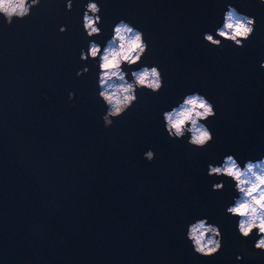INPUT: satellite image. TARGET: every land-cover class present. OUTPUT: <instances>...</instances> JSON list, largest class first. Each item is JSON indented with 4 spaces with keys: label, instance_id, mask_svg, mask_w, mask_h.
<instances>
[{
    "label": "water",
    "instance_id": "obj_1",
    "mask_svg": "<svg viewBox=\"0 0 264 264\" xmlns=\"http://www.w3.org/2000/svg\"><path fill=\"white\" fill-rule=\"evenodd\" d=\"M98 2L97 42L120 19L140 28L149 43L144 61L160 67L164 89L138 93L106 129L98 68L79 59L88 46L82 3L68 12L63 0H42L25 21L0 22V264H264V253L251 251L258 237L243 241L226 214L233 183L208 175L227 155L241 166L264 156V5L235 4L256 17L255 34L242 48L221 50L203 33L222 24L231 0ZM85 66L89 73L77 78ZM191 92L217 112L207 122L214 142L202 151L163 127L162 113ZM149 149L151 163L143 158ZM221 180L225 188L213 191ZM205 216L223 235L213 258L186 241L189 218Z\"/></svg>",
    "mask_w": 264,
    "mask_h": 264
},
{
    "label": "clouds",
    "instance_id": "obj_2",
    "mask_svg": "<svg viewBox=\"0 0 264 264\" xmlns=\"http://www.w3.org/2000/svg\"><path fill=\"white\" fill-rule=\"evenodd\" d=\"M58 2V0H52ZM231 0L225 4L223 22L215 32H204L203 41L211 47L223 50L225 43L236 48L244 47L255 34L256 17L240 11ZM66 11L71 12L76 4L82 3L83 32L88 38L87 48L80 49L79 59L87 65L89 59L93 67L98 68V97L106 107L102 115L104 128L113 126L116 119L124 116L139 101L138 93L149 92L158 95L164 89V75L157 64L149 66L144 57L149 50L145 33L127 20L120 19L112 27V35L101 45L97 37L102 36L100 25L102 7L98 0H63ZM264 5V0H258ZM42 0H0V22L11 27L16 22L30 18L32 10L39 8ZM67 31L66 25L59 27V33ZM136 65V68H132ZM264 68V61L260 63ZM90 71L88 66L79 69L76 77H82ZM130 77V78H129ZM75 92L68 93L71 107H75ZM47 98V95L45 94ZM217 115L214 104L199 92L187 93L170 110L162 113L163 127L168 138L173 141H184L194 151H202L214 142V134L208 121ZM143 158L151 163L155 152L149 149ZM208 175L230 179L233 190L237 193L226 207V214L235 219L236 230L241 239L247 242L253 235L258 237L252 252L264 253V156L258 160L248 159L243 166L233 155H227L218 164L208 165ZM224 180L212 185L213 191L223 190ZM223 235L218 224L210 223L205 216L190 217L186 224V241L192 251L202 258H213L222 249ZM245 253L249 252L247 243ZM243 256L237 255L238 261Z\"/></svg>",
    "mask_w": 264,
    "mask_h": 264
}]
</instances>
